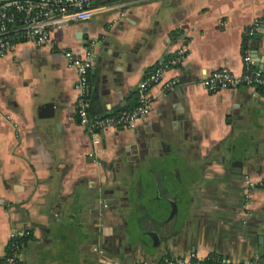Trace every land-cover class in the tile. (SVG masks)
I'll return each instance as SVG.
<instances>
[{
    "label": "crops",
    "instance_id": "0c3cea01",
    "mask_svg": "<svg viewBox=\"0 0 264 264\" xmlns=\"http://www.w3.org/2000/svg\"><path fill=\"white\" fill-rule=\"evenodd\" d=\"M87 4L108 8L0 56V260L15 232L24 264L153 263L192 252L264 264V189L243 206L245 175L264 176V88L202 84L221 66L241 72L245 47L264 66V0ZM65 50L91 51L93 117L134 106L147 73L181 50L184 59L152 86L135 127L105 130L94 145L74 110L78 73ZM140 189L160 218L177 212L148 254L138 251Z\"/></svg>",
    "mask_w": 264,
    "mask_h": 264
},
{
    "label": "built area",
    "instance_id": "2783aa9c",
    "mask_svg": "<svg viewBox=\"0 0 264 264\" xmlns=\"http://www.w3.org/2000/svg\"><path fill=\"white\" fill-rule=\"evenodd\" d=\"M88 0H0V56L15 45L18 41H32L44 43L49 39L50 31L54 28L67 26L74 21H85L95 12L108 8V6H88ZM259 21L254 20L246 29L244 39L249 40L255 36ZM65 56L77 69L78 77L75 82L77 95L74 110L79 122L88 128L94 145L99 144L101 135L105 130L113 127L133 128L138 120L146 115L153 103L151 88L154 84L163 81V74L170 65H175L184 59L181 50L177 57L171 59L169 64H160L147 73L137 85V102L130 108L92 116L89 111L88 94L91 83L88 79V70L92 65V54L86 50L84 55L70 50L64 51ZM243 69L235 72L228 66H221L203 78L202 84L211 92L223 88H238L240 86L264 87V69L254 63L251 50L245 47L242 55ZM176 80H164L163 89H170ZM264 189V176L244 177V204L248 210L252 192ZM22 237L15 232L10 233V241L6 255L0 264H24L18 257L22 247ZM215 257L199 258L194 252L187 255L172 256L157 262H140L137 264H224ZM113 264H123L114 260Z\"/></svg>",
    "mask_w": 264,
    "mask_h": 264
},
{
    "label": "water",
    "instance_id": "95a60500",
    "mask_svg": "<svg viewBox=\"0 0 264 264\" xmlns=\"http://www.w3.org/2000/svg\"><path fill=\"white\" fill-rule=\"evenodd\" d=\"M260 68L264 69V66L257 64ZM115 202H119V198H114ZM145 203V193L140 189L138 194V203L136 204V209L141 210L142 214L139 217V226L142 229V235L139 238L138 242V251L141 254L151 253L150 250L152 247H157L161 244V241L166 238L168 235L167 225L175 218L176 210L172 212V215L166 219L160 218L152 209L151 206L146 205ZM149 219V222L148 220ZM146 220L150 225H146ZM152 237V242H149L146 239V236Z\"/></svg>",
    "mask_w": 264,
    "mask_h": 264
},
{
    "label": "rangeland",
    "instance_id": "374dc122",
    "mask_svg": "<svg viewBox=\"0 0 264 264\" xmlns=\"http://www.w3.org/2000/svg\"><path fill=\"white\" fill-rule=\"evenodd\" d=\"M173 206H175L177 204V202L175 200H173L172 202H170ZM159 200H156L155 199V208L158 210V207H159ZM133 223H135V220L132 221Z\"/></svg>",
    "mask_w": 264,
    "mask_h": 264
},
{
    "label": "trees",
    "instance_id": "16d2710c",
    "mask_svg": "<svg viewBox=\"0 0 264 264\" xmlns=\"http://www.w3.org/2000/svg\"><path fill=\"white\" fill-rule=\"evenodd\" d=\"M107 1H113V0H107ZM260 87H263V86H260ZM264 88V87H263ZM224 264H230V263H224Z\"/></svg>",
    "mask_w": 264,
    "mask_h": 264
}]
</instances>
